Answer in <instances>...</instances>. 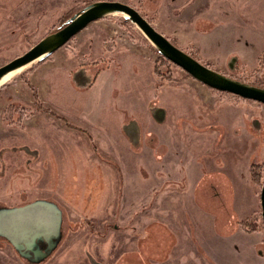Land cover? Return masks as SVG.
I'll list each match as a JSON object with an SVG mask.
<instances>
[{"label":"rangeland","instance_id":"obj_1","mask_svg":"<svg viewBox=\"0 0 264 264\" xmlns=\"http://www.w3.org/2000/svg\"><path fill=\"white\" fill-rule=\"evenodd\" d=\"M96 1L133 7L201 64L264 89V0H0V66ZM86 29L98 48L118 42L137 54L117 52L97 79L79 76L71 61L69 80L43 61L0 85V208L48 200L62 213L59 242L36 264H264L254 248L264 233L252 234L264 231L260 209L237 223L249 234L228 235L203 211L224 213L218 201L228 194L245 215L254 210L264 105L199 84L123 15ZM47 69L51 76L35 81ZM132 125L136 143L123 131ZM0 264L33 263L0 238Z\"/></svg>","mask_w":264,"mask_h":264},{"label":"water","instance_id":"obj_2","mask_svg":"<svg viewBox=\"0 0 264 264\" xmlns=\"http://www.w3.org/2000/svg\"><path fill=\"white\" fill-rule=\"evenodd\" d=\"M113 14L123 15L141 31L160 56L179 67L195 81L214 91L264 105L263 88L231 79L201 64L172 45L136 9L117 1H96L87 5L57 31L46 35L28 51L0 66V80L12 71L50 57L89 24ZM260 206L264 228V182L260 190ZM61 224V210L48 200H36L19 207L0 208V237L5 239L20 257L33 264L51 254L59 242ZM37 241L46 243L44 251L36 246Z\"/></svg>","mask_w":264,"mask_h":264},{"label":"crops","instance_id":"obj_3","mask_svg":"<svg viewBox=\"0 0 264 264\" xmlns=\"http://www.w3.org/2000/svg\"><path fill=\"white\" fill-rule=\"evenodd\" d=\"M92 24H94V22L89 24L86 28H88ZM208 25H210V22H208ZM86 28L83 29L81 32H79L65 46L58 49L47 60L44 61L48 64L55 65V67L53 68L54 71L67 73L69 80L71 79V74L73 73L70 71V69H71L70 62L71 61L74 62L75 65H81L82 66V68L79 69L82 73H80V75H79V73H77V75L86 77V80L90 77H92V79H97L99 76H104L105 73H107L108 71H110L111 69H113L115 67V65L117 64L118 59H119L118 57L114 56L115 54H117V52H123V53L130 52V54H133V55L137 54L135 52H132L130 50V47H129V50L128 49H121L120 43H118V42H114V43L108 44L106 46L101 45L100 48H98L96 46V44H97L96 40H92V41H96V42H94V45L92 42L88 43L89 40H86V39L88 37L89 31ZM199 31L204 32L205 30L200 29ZM44 62H42V63L44 64ZM239 62L242 63L241 61H239ZM38 67L31 73V76H34V74H36ZM148 71L151 72V70H148ZM51 73L52 72H50V69L45 70V72H43V76H42L43 79H42V77H40L41 73H38V75L36 77L37 80H35V81H38L40 83H44V77L46 75L51 76L50 75ZM28 79H30V77ZM51 80H52V77H51ZM77 81L80 84L83 82V80L81 78H78ZM85 83H86V81H84V85H86ZM199 84H201V83H199ZM48 85H50V83H48ZM43 86H44V84H43ZM210 90H212V89H210ZM45 103H47V102H45ZM160 112H161L160 115H163V119H162L161 123H164L165 122L164 117H165L166 113L163 110H160ZM148 123H149V121H147V125H149ZM77 127H80V126H77ZM136 128H137L136 126L132 125L131 128L126 127V129L124 128V130H123L125 133V136L127 138H129V140L133 141L134 143H136V141L140 137L139 136V128H138V133H137ZM148 140L153 141V139H151L150 137H147L146 142ZM109 142H110V140L107 139L106 142H104V143L108 144ZM163 143L166 145L167 141H163ZM171 144H172V142H171ZM173 146L170 147L171 150H175V148H173ZM175 158H176V156H175ZM263 158H264V153H263L261 159H263ZM146 166L148 167V165H146ZM205 172H206V174H210L211 170L205 169ZM229 187L231 188V193H232V197H233L232 187L231 186H229ZM230 188H228V189L230 190ZM227 196H228L227 200L218 201V202H221L220 206H218L219 209L223 208L224 209L223 211L225 214L223 212H220V213L215 212V211L209 212L205 208H204L205 210H203V211L205 213H208L207 215L210 218V220H213L214 230H216V225H218V227H217L218 231L224 232L225 235L231 234L232 232H238L239 234H245V233L249 234L250 232H244L242 229H240L239 226L237 225V223H240L241 221L247 219L252 214L256 213L258 211V209L261 210L259 191L255 190V199H256L257 203H255V208L251 212V214H249V215L244 214L242 205H241V203H239L238 199H237V204H235L236 199L234 197H233L234 199L233 198L231 199L230 194H228ZM199 200L196 199V204L198 207H206V208L209 206L211 207V205H208V203H205L204 201L202 202L200 200L202 202L201 203ZM214 206L215 205H213L212 207H214ZM221 213L224 215L219 216L218 214H221ZM188 224H189V226H191V223H188ZM260 232H253L252 234L255 235V234H262V232L264 233V231H262V230ZM261 236H262V238L257 240V242L255 243V246H254L255 249H258L257 252L260 255H262L264 252L263 249H260V247L262 245H264V235H261ZM259 241H260V243H259ZM203 244H204V247L206 245L209 247V244H206V243H203ZM168 246H169V249H168V251H169V250H171V247H173V246L171 244ZM199 248L204 253L207 254V252H205L201 247H198V248L193 247L191 249V252H193L196 249L198 250V252H200ZM168 251L166 252V254L168 253Z\"/></svg>","mask_w":264,"mask_h":264},{"label":"trees","instance_id":"obj_4","mask_svg":"<svg viewBox=\"0 0 264 264\" xmlns=\"http://www.w3.org/2000/svg\"><path fill=\"white\" fill-rule=\"evenodd\" d=\"M91 3H93V2H91ZM91 3H88L87 5H89V4H91ZM87 5H85L83 8H85ZM82 8V9H83ZM82 9H80L79 11H81ZM79 11H76L74 14H76V13H78ZM73 14V15H74ZM73 15H70L64 22H63V24L61 25V26H59L58 28H56L55 29V31H57L59 28H61L65 23H66V21H68ZM126 20V19H125ZM126 21H128V20H126ZM147 21L150 23V24H152V22L149 20V19H147ZM162 57V56H161ZM193 57V56H192ZM49 58V57H48ZM48 58H46V59H44L43 61H45V60H47ZM163 58V57H162ZM164 59V58H163ZM263 59V58H262ZM164 60H166V59H164ZM258 60L260 61L261 60V58H258ZM43 61H40V62H43ZM34 97H35V99H36V101H38V98H37V95H36V93L34 92ZM9 109H10V106H8L7 108H5V110H4V115L5 116H7V115H9L10 114V112H9ZM37 109H39V108H37ZM40 109H42V108H40ZM250 174H251V178H252V181L253 180H255V178H256V173L254 172V171H252V172H250ZM251 219H253V218H251ZM251 219H245L247 222H250V220ZM245 220H243V221H241V222H243V224L245 223L244 221ZM247 232H249V230H246Z\"/></svg>","mask_w":264,"mask_h":264},{"label":"bare ground","instance_id":"obj_5","mask_svg":"<svg viewBox=\"0 0 264 264\" xmlns=\"http://www.w3.org/2000/svg\"><path fill=\"white\" fill-rule=\"evenodd\" d=\"M31 64H33V63H31ZM31 64H29V65H27V66H24V67H21V68L15 70V71H12V72L6 74V75L0 80V85L3 84L6 80H8V79H9L10 77H12L13 75H15V74L21 72L23 69H25V68H27L28 66H30Z\"/></svg>","mask_w":264,"mask_h":264},{"label":"flooded vegetation","instance_id":"obj_6","mask_svg":"<svg viewBox=\"0 0 264 264\" xmlns=\"http://www.w3.org/2000/svg\"><path fill=\"white\" fill-rule=\"evenodd\" d=\"M1 239H3L2 237H0ZM4 241H6L5 239H3ZM7 242V241H6ZM8 243V242H7ZM9 244V243H8ZM36 246L39 247L42 251H44L46 249V243L45 242H41V241H37L36 242ZM36 247H34L35 249ZM33 256L31 255L30 258H32ZM28 261V260H27Z\"/></svg>","mask_w":264,"mask_h":264}]
</instances>
